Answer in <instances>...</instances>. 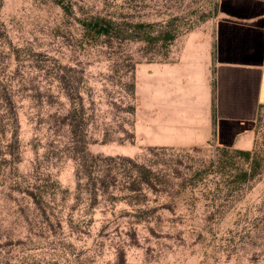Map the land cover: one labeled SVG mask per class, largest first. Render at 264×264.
Wrapping results in <instances>:
<instances>
[{"label": "rangeland", "instance_id": "1", "mask_svg": "<svg viewBox=\"0 0 264 264\" xmlns=\"http://www.w3.org/2000/svg\"><path fill=\"white\" fill-rule=\"evenodd\" d=\"M63 1L0 0V264H264V109L212 135L218 0Z\"/></svg>", "mask_w": 264, "mask_h": 264}, {"label": "crops", "instance_id": "2", "mask_svg": "<svg viewBox=\"0 0 264 264\" xmlns=\"http://www.w3.org/2000/svg\"><path fill=\"white\" fill-rule=\"evenodd\" d=\"M264 109V0H218L211 127L222 149H243ZM242 146V147H240Z\"/></svg>", "mask_w": 264, "mask_h": 264}, {"label": "trees", "instance_id": "3", "mask_svg": "<svg viewBox=\"0 0 264 264\" xmlns=\"http://www.w3.org/2000/svg\"><path fill=\"white\" fill-rule=\"evenodd\" d=\"M57 1L59 2L60 6L64 10H68V7L66 6V4L64 3L63 0H57ZM112 24L113 23H112L111 20H107V19L100 18V17H93L89 21L84 22V26H85V29L87 31L95 32V33H98L99 35H101V34H109ZM142 27H144V26H142ZM171 38H172V36L168 32V33H166V35H165V37L163 39L167 41V40H170ZM240 153L243 154L246 158L249 157V152L240 151ZM127 160L129 162H131L133 167L137 168L139 172L141 171V173H143V177L145 178L144 182L147 184V186H150L151 188H153V184L150 181H148V179H150V177H152L154 175V172L152 171V169L146 168V167H142V166H137L130 159H127ZM82 168L84 169V172H87L85 170L84 166H82ZM254 170H256V166H255ZM78 175H79V173L77 174V176ZM247 175H248V173H244L242 176H244L246 178ZM101 186H102V189H98L97 188V184H91V187H89L88 192L90 193L91 196L96 195L99 190L103 191L106 188V186L104 184H102V183H101ZM130 188H131V190H134V191L137 190V189H135V188H137L136 185H134V187H130ZM106 232L107 231H106V229L104 227V229L102 230L101 233H106Z\"/></svg>", "mask_w": 264, "mask_h": 264}]
</instances>
